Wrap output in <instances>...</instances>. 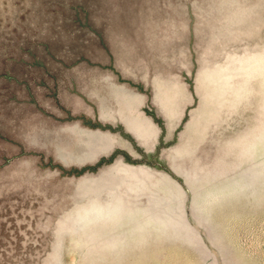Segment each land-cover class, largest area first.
<instances>
[{"label":"rangeland","instance_id":"374dc122","mask_svg":"<svg viewBox=\"0 0 264 264\" xmlns=\"http://www.w3.org/2000/svg\"><path fill=\"white\" fill-rule=\"evenodd\" d=\"M201 236L264 261V0H0V264Z\"/></svg>","mask_w":264,"mask_h":264},{"label":"crops","instance_id":"0c3cea01","mask_svg":"<svg viewBox=\"0 0 264 264\" xmlns=\"http://www.w3.org/2000/svg\"><path fill=\"white\" fill-rule=\"evenodd\" d=\"M205 230L207 232L210 231L207 227ZM201 239L202 240L199 247L200 253L198 254L199 256L196 257L194 260L192 259L187 264H223L225 261L221 257L216 258V261H214L215 256L209 255L210 251L207 241L203 239V236H201ZM248 242L251 243L250 241ZM243 243L240 237L238 236V240L234 245L237 254L232 258V263L233 264H264V261L258 259L257 256L252 253V251L246 250V248L249 247L250 245H246L245 241H243Z\"/></svg>","mask_w":264,"mask_h":264}]
</instances>
